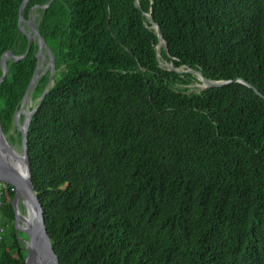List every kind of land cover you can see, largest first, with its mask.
Returning <instances> with one entry per match:
<instances>
[{
    "label": "trees",
    "instance_id": "16d2710c",
    "mask_svg": "<svg viewBox=\"0 0 264 264\" xmlns=\"http://www.w3.org/2000/svg\"><path fill=\"white\" fill-rule=\"evenodd\" d=\"M48 1L26 0L19 25L23 0H0V58L25 53L32 17L47 49L29 93L30 180L59 263L264 264V0ZM143 13L164 60L231 82L198 91L196 74L161 66ZM37 53L36 39L5 56L0 123L17 144ZM0 193L6 226L14 190ZM0 228V264H23Z\"/></svg>",
    "mask_w": 264,
    "mask_h": 264
},
{
    "label": "water",
    "instance_id": "95a60500",
    "mask_svg": "<svg viewBox=\"0 0 264 264\" xmlns=\"http://www.w3.org/2000/svg\"><path fill=\"white\" fill-rule=\"evenodd\" d=\"M52 1L53 0H49L48 3L42 5V7L46 8ZM25 2L26 0H23V2L20 5L19 21H18L19 25L21 24L22 21H24V18L22 17V10L25 5ZM134 3L139 8L138 1L135 0ZM143 14L150 20L151 22L150 27H152L155 30L158 37V42L159 41L163 42V52L166 55H169L166 48L165 40L162 37L158 24L152 19L150 13H143ZM25 24L29 28V31H26L25 28L22 29L27 34L28 37L27 49L25 53L21 56H14L12 52L8 50L0 58V64L2 69V73L0 75V81H2L7 72V63L5 56L7 55L13 58L14 60L24 58L27 55V52L32 42L37 39L38 42L37 65L34 74L21 99L20 107L13 116V126L15 127L16 131L20 133L21 136L20 152L10 145L7 137L4 135L2 131L3 128L0 123V181L11 185L14 190V194L11 200V206L14 213V219H13L14 225L17 232H21L26 235V238L24 239L25 256L23 259V264H33L35 262L37 263L40 261L42 263H47V264H60L59 259L53 250L50 237L46 231L41 203L39 202L38 195L35 192L33 184L30 180L31 173L29 168V156L27 152L28 137L26 131L28 130V124L30 121L31 113L34 112L35 108H32L28 111L24 110V105L26 101L29 99V93L33 85L35 84L36 78L38 76V72L43 65L44 57L40 59L41 52L44 46L46 49L47 47L41 35L39 34L32 20V17L26 19ZM48 55H49L48 63L46 67L52 70L53 56L50 50H48ZM156 55L158 58V53H156ZM168 63L169 65L165 66V68L168 70H173L178 73L191 72L196 74V78L200 81V83H198L199 87L196 88V90L198 91L206 88L219 87L231 82L230 80L224 81V80L207 79L202 75L201 71L198 69L184 68V66L175 67L172 62H168ZM238 81L252 88L255 93L262 96V94L247 81L243 79H238ZM50 84H51V75L46 85L45 91L47 90ZM21 115L23 116L22 121H20ZM16 159H20L21 163H23L25 167V173H21L20 170H18V168L16 167ZM27 201L33 204L34 207L33 216H29L28 214L27 206H26ZM18 219H20V221H24L23 229L18 228Z\"/></svg>",
    "mask_w": 264,
    "mask_h": 264
},
{
    "label": "rangeland",
    "instance_id": "374dc122",
    "mask_svg": "<svg viewBox=\"0 0 264 264\" xmlns=\"http://www.w3.org/2000/svg\"><path fill=\"white\" fill-rule=\"evenodd\" d=\"M157 49V48H156ZM157 51V50H156ZM161 52V50H159V53ZM45 53H44V51H42L41 52V55H42V57H43V55H44ZM158 58H159V61H160V64H161V66H166V63L165 62H168V61H166V60H164L162 57H161V55H158ZM162 61H164V62H162ZM164 63V64H163ZM196 84V83H195ZM194 84V87H199V85L198 84H196L195 85ZM36 102H37V100H36ZM35 101H31V99H28L27 101H26V103H25V105H24V110L25 111H28V110H30L31 108H33V107H35V103H36ZM11 130H13V129H9V130H6V131H4L5 133V136L7 137V139H8V142L11 144V145H15L14 147L20 152L21 151V147H20V145L19 144H17V141H16V138H15V136L12 134V133H10L11 132ZM23 209V208H22ZM3 224V225H2ZM13 226V228L15 229V233H16V235H17V242L14 244V246L15 247H20V248H23V249H25V241H24V239H25V236H24V234L23 233H21V232H17L16 231V228H15V225H14V220H13V222L12 223H8L6 226H5V224H4V219L2 218V217H0V227H3L4 228V230L2 231L3 233H8V231H10V229H11V227ZM1 229V228H0Z\"/></svg>",
    "mask_w": 264,
    "mask_h": 264
},
{
    "label": "bare ground",
    "instance_id": "6f19581e",
    "mask_svg": "<svg viewBox=\"0 0 264 264\" xmlns=\"http://www.w3.org/2000/svg\"><path fill=\"white\" fill-rule=\"evenodd\" d=\"M156 48H157L158 55H160L159 50H160V48L163 49V42L159 41L157 43V45H156ZM162 62H164V61H162ZM165 63H166V65H169L168 62H165ZM16 167L18 168V170H20L21 173H25V167H24L23 163H21L20 159H16ZM26 206H27V211H28L29 216H33V212H34L33 204L31 202L27 201ZM23 224H24V221H20V219H18V228L19 229H23V227H24ZM33 264H47V263H42L40 261V262H37V263L35 262Z\"/></svg>",
    "mask_w": 264,
    "mask_h": 264
},
{
    "label": "flooded vegetation",
    "instance_id": "af4514ba",
    "mask_svg": "<svg viewBox=\"0 0 264 264\" xmlns=\"http://www.w3.org/2000/svg\"><path fill=\"white\" fill-rule=\"evenodd\" d=\"M11 129H13V128H11ZM8 130H9V129H8ZM2 131H3V130H2ZM3 133H5V132L3 131ZM10 133H12V134L14 135V133H13L12 130H11ZM4 135H5V134H4ZM10 145H11V144H10ZM15 145H16V144H15ZM15 145H11V146H12L13 148H15V147H14ZM19 145H20V144H19ZM15 149H16V148H15ZM16 150H17V149H16ZM5 184H6V183L0 181V187H1V188H3V187L5 186ZM12 188H13V187H12Z\"/></svg>",
    "mask_w": 264,
    "mask_h": 264
},
{
    "label": "built area",
    "instance_id": "2783aa9c",
    "mask_svg": "<svg viewBox=\"0 0 264 264\" xmlns=\"http://www.w3.org/2000/svg\"><path fill=\"white\" fill-rule=\"evenodd\" d=\"M1 189H2V188L0 187V191H1ZM0 194H1V193H0Z\"/></svg>",
    "mask_w": 264,
    "mask_h": 264
}]
</instances>
